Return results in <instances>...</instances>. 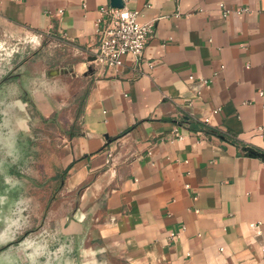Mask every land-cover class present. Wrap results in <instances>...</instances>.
I'll return each instance as SVG.
<instances>
[{
	"label": "crops",
	"instance_id": "1",
	"mask_svg": "<svg viewBox=\"0 0 264 264\" xmlns=\"http://www.w3.org/2000/svg\"><path fill=\"white\" fill-rule=\"evenodd\" d=\"M124 1L156 30L138 69L101 74L89 48L110 0H0V27L60 38L79 58L70 73L91 77L64 165V233L107 258L94 264H264V159L246 153H264V0ZM221 3L250 12L225 17ZM56 79L31 91L44 115Z\"/></svg>",
	"mask_w": 264,
	"mask_h": 264
},
{
	"label": "rangeland",
	"instance_id": "2",
	"mask_svg": "<svg viewBox=\"0 0 264 264\" xmlns=\"http://www.w3.org/2000/svg\"><path fill=\"white\" fill-rule=\"evenodd\" d=\"M60 40L0 27V264L107 260L64 233V165L91 77L70 73L79 58ZM54 76L55 111L44 115L31 91Z\"/></svg>",
	"mask_w": 264,
	"mask_h": 264
},
{
	"label": "built area",
	"instance_id": "3",
	"mask_svg": "<svg viewBox=\"0 0 264 264\" xmlns=\"http://www.w3.org/2000/svg\"><path fill=\"white\" fill-rule=\"evenodd\" d=\"M220 7L225 17L233 12L238 14L250 12L247 7L231 9L225 3H221ZM100 14L99 25L95 32V42L89 48V55L94 57L90 61L94 69L93 72L102 74L108 70L118 71L126 65L128 59H131L134 68H137L155 33V21L141 22L139 10H131L126 6L116 7L111 4L101 6ZM190 80H195V77L190 76ZM199 82L201 85H205L208 81L200 79ZM260 94L262 95L263 91ZM207 121L209 120L207 119ZM178 128L179 126L175 127L172 140L183 139ZM202 136L205 138L203 133ZM250 225L258 227L255 223ZM177 235L178 232L172 231L169 239L173 240Z\"/></svg>",
	"mask_w": 264,
	"mask_h": 264
},
{
	"label": "trees",
	"instance_id": "4",
	"mask_svg": "<svg viewBox=\"0 0 264 264\" xmlns=\"http://www.w3.org/2000/svg\"><path fill=\"white\" fill-rule=\"evenodd\" d=\"M201 130L200 131H202V132H205V134L206 135H208V136H211L212 134H216L217 136H219L220 138H224V139H228V140H231L233 143L235 142V143H237L238 141L236 140V139H231L230 137H229V135L228 134H226V133H222V132H220V131H218V130H214V129H211V128H209V127H201L200 128ZM126 132V131H125ZM75 133H73V135H74ZM254 149H252V148H247V154L248 155H251L252 154V151H253ZM67 173V169L65 170V174Z\"/></svg>",
	"mask_w": 264,
	"mask_h": 264
},
{
	"label": "water",
	"instance_id": "5",
	"mask_svg": "<svg viewBox=\"0 0 264 264\" xmlns=\"http://www.w3.org/2000/svg\"><path fill=\"white\" fill-rule=\"evenodd\" d=\"M110 3L112 6H116V7H124L125 6L124 0H110ZM91 58L94 59V57H91ZM91 70L93 71V69H91ZM251 155H255V156H258V157H261L264 159V153L258 152L256 150H253Z\"/></svg>",
	"mask_w": 264,
	"mask_h": 264
}]
</instances>
